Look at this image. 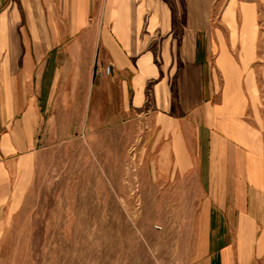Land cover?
Returning a JSON list of instances; mask_svg holds the SVG:
<instances>
[{
  "label": "crops",
  "instance_id": "crops-1",
  "mask_svg": "<svg viewBox=\"0 0 264 264\" xmlns=\"http://www.w3.org/2000/svg\"><path fill=\"white\" fill-rule=\"evenodd\" d=\"M96 80L153 121L157 172L197 180L190 264H264V0H0V239Z\"/></svg>",
  "mask_w": 264,
  "mask_h": 264
},
{
  "label": "rangeland",
  "instance_id": "rangeland-1",
  "mask_svg": "<svg viewBox=\"0 0 264 264\" xmlns=\"http://www.w3.org/2000/svg\"><path fill=\"white\" fill-rule=\"evenodd\" d=\"M98 83L81 129L77 97L66 120L74 129L41 131L20 204L7 213L0 264H190L200 251L197 180L157 172L153 121L120 113L116 86L99 92Z\"/></svg>",
  "mask_w": 264,
  "mask_h": 264
},
{
  "label": "built area",
  "instance_id": "built-area-1",
  "mask_svg": "<svg viewBox=\"0 0 264 264\" xmlns=\"http://www.w3.org/2000/svg\"><path fill=\"white\" fill-rule=\"evenodd\" d=\"M110 68H111V66H108V67H107V72H109V71H110Z\"/></svg>",
  "mask_w": 264,
  "mask_h": 264
}]
</instances>
